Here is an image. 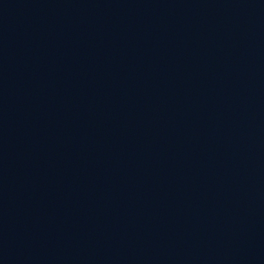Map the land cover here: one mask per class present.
Returning a JSON list of instances; mask_svg holds the SVG:
<instances>
[{
  "label": "water",
  "instance_id": "1",
  "mask_svg": "<svg viewBox=\"0 0 264 264\" xmlns=\"http://www.w3.org/2000/svg\"><path fill=\"white\" fill-rule=\"evenodd\" d=\"M0 264H264V0H0Z\"/></svg>",
  "mask_w": 264,
  "mask_h": 264
}]
</instances>
